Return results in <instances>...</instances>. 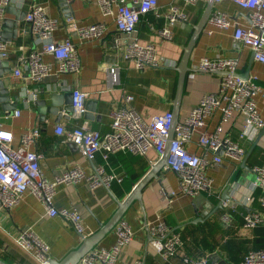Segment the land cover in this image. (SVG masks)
Masks as SVG:
<instances>
[{"label":"crops","instance_id":"crops-1","mask_svg":"<svg viewBox=\"0 0 264 264\" xmlns=\"http://www.w3.org/2000/svg\"><path fill=\"white\" fill-rule=\"evenodd\" d=\"M34 2H41L48 14L59 22L52 32L53 40L72 39L79 55L80 70L35 82L27 79L24 69L22 77H14L12 70L18 54L38 47L35 37L28 31L25 18L18 21L17 36L6 42L9 57L2 61L10 70L1 77L5 87L10 90L7 103L11 105L14 96H17V107L6 111L0 103V124L12 133L14 145L19 143L24 133L39 130V137L31 149L40 155L39 166L48 181H55L75 164L80 167L84 177L76 183L57 184L52 205L56 209L78 212L84 226L83 235L88 238L107 226L118 209V202L126 199L160 157L154 150H149L146 155L118 151L110 153L107 158L99 152L90 162L81 156L77 146L62 142V136L55 133L56 125L61 124L65 129L85 126L105 133L110 129L112 112L124 103L126 95L132 96L130 105L145 120L154 114L173 112L177 67L184 47L205 13L207 1L189 4L184 0H157V8L140 18L136 36L141 42L153 43L166 61L158 67L143 70L135 69L129 61H120V83L116 85L109 84L105 68L116 61L110 46L119 32L112 17L102 16L96 0H9L5 7L13 5L16 11L27 12ZM171 5L185 14V20L171 27V40L163 41L157 32L164 25ZM215 9L242 25L250 24L251 10L232 1L214 2L211 11ZM68 17H73L78 27L103 22L106 31L100 38L81 39L74 31L68 30ZM3 18L13 19L14 15L5 9ZM208 19L191 49L189 70L177 113L178 122L187 117L200 97L217 92L219 74L199 71L195 66L201 57L213 59L218 56L237 58V73L243 78L250 77L262 88L253 99L264 119V64L254 59L248 47L233 39V28L213 27ZM43 59L46 62L54 61L50 55H44ZM74 88L87 93L86 104L89 101L93 103L91 118H86L84 113L79 117L70 113L59 121H55V116L51 114H46L44 120H40L34 105L36 99L56 93L60 95L62 104V100ZM28 89L38 91L36 99L30 96ZM15 110H20V114L15 115ZM242 124L239 115L228 123H221L220 111L216 110L202 128L193 130L187 145L189 152L210 158L212 154L205 153L197 145V139L201 132H213L217 127L245 150L240 160L225 157L221 164L208 169L207 175L212 179L209 190L194 197L178 194L170 201L164 199L160 194L161 186L167 190L178 188L177 174L165 165L155 172L157 178L143 184L141 200H133L122 216L133 232V239L119 251L117 264H183L179 256L165 261L154 250L148 224L155 222L158 215L169 228L181 233L183 253L192 258H206L207 264H212L216 257L227 264H238L248 250L264 247V226L258 225L252 229L242 227L243 214L258 206V191L251 189L254 179L252 169L254 166H264V126L255 140L250 142L238 138ZM94 166L103 167V177L111 176L112 179L92 188L86 177L93 173ZM247 197L252 198L250 203H246ZM225 200L231 202L226 208L222 205ZM224 214L230 215L229 221L223 220ZM117 222L105 230L89 251L110 248L114 244ZM27 228L48 246L51 260L61 261L83 243L80 234L66 220L60 216H48L43 203L27 192L17 206L0 213V264H37L32 253L15 242L18 232Z\"/></svg>","mask_w":264,"mask_h":264},{"label":"built area","instance_id":"built-area-1","mask_svg":"<svg viewBox=\"0 0 264 264\" xmlns=\"http://www.w3.org/2000/svg\"><path fill=\"white\" fill-rule=\"evenodd\" d=\"M184 1L194 4L199 0ZM220 1L223 0H214V2ZM229 1L251 10L250 24L242 25L228 14L216 9L210 13L209 24L220 29L233 28V39L242 46L248 47L254 59L264 64V0ZM8 2L9 0L0 2V18L3 17L4 7ZM96 2L102 16L112 17L119 32V36L110 46L116 61L105 68L110 85L120 83V61L131 62L138 70L164 64L166 60L159 55L155 45L150 42H141L136 36L140 18L157 8V0H96ZM24 18L28 24V31L35 37L38 47L18 54L12 70L13 76L22 77L24 69L27 72V79L35 82L49 76L78 73L80 59L76 45L70 37L60 41L52 39V32L57 29L59 22L48 14L46 7L41 2H34ZM181 20H185V14L177 7L169 6L166 21L157 32L158 37L163 41L171 40V27ZM66 23L68 30L74 31L81 39L100 38L106 31L103 22L78 27L73 17H68ZM44 55H50L54 61H44ZM8 57L7 44L0 41V62ZM237 66L238 59L232 57L198 59L195 67L199 71L221 73L219 87L216 93L200 97L187 117L174 126L166 168L177 173L178 188L167 190L161 186L160 194L164 199L170 201L178 194L194 197L209 190L212 179L207 175L208 169L221 164L225 157L240 160L244 155L243 147L229 135L222 134L220 127L213 132H201L197 139V145L205 153L212 154L210 158L187 150L193 130L202 128L206 119L214 111H220L221 123L232 121L236 115L242 118V129L238 133L240 140L254 141L264 126V119L253 99L254 95L262 91V88L250 77L245 79L236 75ZM27 92L33 99L37 98L36 89H28ZM71 92V114L79 117L85 112L88 95L78 88L72 89ZM131 100L132 96L126 95L124 103L112 112L110 129L105 133L90 130L85 126L65 129L61 124L56 125L55 133L62 136V142L76 144L81 156L90 162L99 152L107 158L110 153L118 151L146 155L149 150H154L161 157L172 126V112L154 114L145 120L132 108ZM14 114L19 115L20 110H15ZM38 137L39 130L33 129L24 133L19 143L14 145L12 133L0 124V213L17 206L23 196L30 192L43 203L48 216L62 217L77 233L83 234L81 215L76 211L56 209L52 205V197L57 184L76 183L84 177V174L75 164L65 170L55 181H48L39 166L40 155L31 149V145ZM252 172L254 179L251 189L258 191V206L243 214L242 227L246 229H252L264 223V166H254ZM103 174V167L94 166L93 173L87 176L86 180L93 188L99 183H106V180L112 179L111 176L103 177ZM251 201L252 198L247 197L246 203ZM229 204H231L229 200L222 202L225 208ZM223 220L229 221L230 215L224 214ZM148 229L152 237L151 244L163 260L170 261L179 256L183 264H207L206 258H192L183 253L181 233L169 228L159 215L155 222L148 224ZM115 236V242L110 248L92 249L76 264H117L119 251L133 239V232L125 219L118 220ZM15 242L22 249L32 253L37 264H51L48 246L31 229L20 230L15 237ZM238 264H264V248L248 250Z\"/></svg>","mask_w":264,"mask_h":264},{"label":"water","instance_id":"water-1","mask_svg":"<svg viewBox=\"0 0 264 264\" xmlns=\"http://www.w3.org/2000/svg\"><path fill=\"white\" fill-rule=\"evenodd\" d=\"M60 2H62V0H60ZM213 3H214V0H207V6H206L205 13L201 17L198 25L195 26L194 33L192 34L187 45L184 47V53L180 60L179 66L177 67L178 79H177V85H176L175 95L173 99L172 126L169 131L166 147L164 149L163 154L160 157L159 162L154 164L151 167V170L143 177L141 182L137 184L130 193H128V196L126 197L124 201L118 202L117 211L113 214L107 226L102 231L88 238L84 237L83 234H80V237L83 240V243L81 244V246L78 249L68 253L61 261L52 260L51 264H76L79 261V259L89 251V249L94 245L97 239L105 232V230L106 229L108 230L119 219L122 218L125 210L127 209L129 204L133 200H138V201L141 200V187L143 186V184L153 178H157V175H155V172L159 170L162 166L164 165L166 166V160L169 155V144L174 135V126L178 122L177 113H178L182 95H183V86L185 82L186 73L189 70L188 61H189L191 49L193 47V44L196 41L197 36L203 29V26L207 22V19L209 18V15L213 8ZM5 9L7 11H11V13H13L14 15L13 19H8V18H3V17L0 18V41L8 42L10 39L15 38L17 36L18 21L22 20L25 17L26 12L16 11L13 5L4 7V10ZM9 70H10L9 67H5V64L3 62H0V103H2V106L6 111L15 109L17 107V99H18L17 96H14L13 103L11 105L7 103L10 98V95H9L10 90L9 88L5 87L4 82L1 77L4 73L8 72ZM216 74H221V73L218 72ZM236 75L241 76L238 73H236ZM244 78L247 79L249 77L246 76ZM60 99H61L60 95L56 93H49L47 98L41 97L34 101V105L37 107V112L40 115V120H44L46 114H51L55 116V121H59L62 117H65L72 112V105H71L72 92L65 96V100H62V104H61ZM93 110H94L93 103L91 104L90 101L87 104L85 103L84 116L86 118H91L92 116L91 112ZM69 143L74 144L72 142H69ZM74 145L77 146L76 144ZM217 258L218 257L213 259L214 261L212 264H227L225 260H220Z\"/></svg>","mask_w":264,"mask_h":264},{"label":"trees","instance_id":"trees-1","mask_svg":"<svg viewBox=\"0 0 264 264\" xmlns=\"http://www.w3.org/2000/svg\"><path fill=\"white\" fill-rule=\"evenodd\" d=\"M259 226H264V225H259ZM261 248H264V247H255L254 249H261Z\"/></svg>","mask_w":264,"mask_h":264}]
</instances>
